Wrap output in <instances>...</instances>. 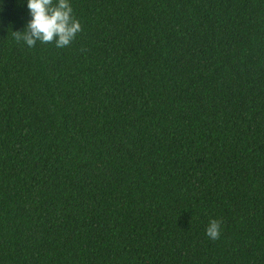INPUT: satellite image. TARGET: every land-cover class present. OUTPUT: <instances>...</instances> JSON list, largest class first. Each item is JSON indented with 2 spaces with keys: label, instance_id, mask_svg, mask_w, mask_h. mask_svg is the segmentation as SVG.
<instances>
[{
  "label": "trees",
  "instance_id": "obj_1",
  "mask_svg": "<svg viewBox=\"0 0 264 264\" xmlns=\"http://www.w3.org/2000/svg\"><path fill=\"white\" fill-rule=\"evenodd\" d=\"M70 4L0 0V264H264V0Z\"/></svg>",
  "mask_w": 264,
  "mask_h": 264
},
{
  "label": "clouds",
  "instance_id": "obj_2",
  "mask_svg": "<svg viewBox=\"0 0 264 264\" xmlns=\"http://www.w3.org/2000/svg\"><path fill=\"white\" fill-rule=\"evenodd\" d=\"M30 19L22 32H13L14 38L22 39L28 47L36 41L53 42L56 47L70 43L81 30L79 20L73 16L70 0H26ZM221 222L210 219L205 227V235L212 240L219 237Z\"/></svg>",
  "mask_w": 264,
  "mask_h": 264
}]
</instances>
